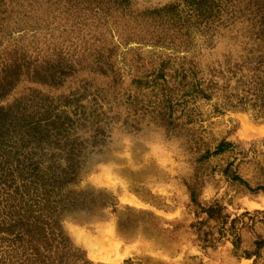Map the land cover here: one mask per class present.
Wrapping results in <instances>:
<instances>
[{
    "label": "rangeland",
    "instance_id": "obj_1",
    "mask_svg": "<svg viewBox=\"0 0 264 264\" xmlns=\"http://www.w3.org/2000/svg\"><path fill=\"white\" fill-rule=\"evenodd\" d=\"M10 194L68 264H264V0H0V264Z\"/></svg>",
    "mask_w": 264,
    "mask_h": 264
},
{
    "label": "trees",
    "instance_id": "obj_2",
    "mask_svg": "<svg viewBox=\"0 0 264 264\" xmlns=\"http://www.w3.org/2000/svg\"><path fill=\"white\" fill-rule=\"evenodd\" d=\"M36 170L37 169L34 168V171ZM20 172L23 173L24 169L22 170L20 169ZM7 176H9V174ZM18 191H19V188H16L15 192L17 193ZM15 194L9 195L11 196L12 201H8L7 206H8V209L10 210V214L11 215L15 214L17 217V220L14 222V219H11L7 225L8 229H10L11 232L14 234L15 230H17L18 228L19 232L15 234L17 239L25 240L27 238L28 242L31 243L29 245L33 247V248L25 247L22 249L20 256L23 257V261L18 264H25V261L27 259L32 261L30 264H47L48 260L53 258L52 255H54V253L58 256L57 259L54 258V261H57V263H54V264H68V259L70 255H68L65 259L66 253L64 252L63 248L62 249L56 248L55 252L50 250V252L46 254L45 251L41 250V246L39 244L34 243L36 241L35 237H37V239H44V241H47V242H49L50 240L54 241L58 237L54 236L52 228L49 225H48V230L45 229L43 225V220L41 219L42 213H39V215L38 214L35 215V213L32 210V204L30 203V200H28V202L25 203L24 197H20L19 201H17ZM23 223H26V225L28 226V229L20 231L22 230L21 228H23L21 226ZM30 234L32 236L29 238L33 240V243L28 238V235ZM38 234H39V237H38ZM58 244L64 245V241L60 240ZM72 264H74V262H72Z\"/></svg>",
    "mask_w": 264,
    "mask_h": 264
}]
</instances>
